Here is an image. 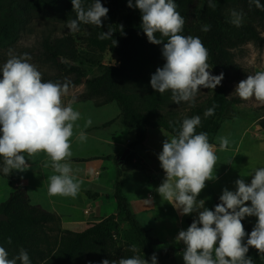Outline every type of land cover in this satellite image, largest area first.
<instances>
[{"label":"clouds","instance_id":"1","mask_svg":"<svg viewBox=\"0 0 264 264\" xmlns=\"http://www.w3.org/2000/svg\"><path fill=\"white\" fill-rule=\"evenodd\" d=\"M74 19L67 21V28L75 33L80 25L103 27L109 9L101 0L87 7L82 0H71ZM257 8L264 10L260 0H250ZM130 8H138L142 13V29L150 43L163 44L162 55L166 60L163 67L151 75V87L163 94L171 90L174 103L195 101L201 88L215 90L224 79L223 73L212 75L209 71L208 50L199 37L180 34L185 20L176 10L174 0H128ZM208 6L215 8L213 0ZM103 18V19H102ZM243 13L231 11L230 23L240 27ZM123 30V25H121ZM203 32L211 30L203 25ZM168 37L167 42L157 39L155 33ZM110 31L99 34L98 39L110 37ZM25 53L22 57H10L2 67L0 79V157L3 158L0 172L9 176L13 170L21 172L30 165L27 157L45 153L51 160L53 175L47 179L50 196L75 198L81 182L73 175V169L65 161L71 157V138L75 122L81 114L71 103L64 105L62 97L68 91V83L43 82L42 73L29 62ZM235 93L242 100L255 98L264 104V71L248 75L239 82ZM215 105L205 110V117L215 114ZM92 121L87 120L85 127ZM201 125L199 115L185 118L177 134L163 142L158 159L165 172V179L156 189L162 199L168 201L180 215L197 213L186 230H180L175 242H183L184 264H255L248 256L250 248H255L264 258V167L254 170L251 183L240 178L235 181L236 190L224 188L220 203L214 210L205 207L204 199H197L212 180V172L217 162L214 146L209 142L206 132L197 133ZM78 139H87L85 132ZM220 150L229 147L227 137H217ZM152 203V198L145 200ZM250 202V205L249 203ZM256 217L257 221L250 234L245 231L242 221ZM245 238L246 243H245ZM7 243L11 244V237ZM134 255L119 260H102L101 264H149L142 258L135 244L129 249ZM31 264L27 250L21 248L18 255L9 258L5 247L0 246V264ZM150 264H158L157 254L153 253Z\"/></svg>","mask_w":264,"mask_h":264},{"label":"rangeland","instance_id":"2","mask_svg":"<svg viewBox=\"0 0 264 264\" xmlns=\"http://www.w3.org/2000/svg\"><path fill=\"white\" fill-rule=\"evenodd\" d=\"M93 2L94 0H82L85 7ZM239 2L242 8L229 9L227 15L231 18L232 10L242 12V22L253 23L264 36V20L251 18L247 12L250 7L256 8L255 3L250 0H239ZM101 3L109 9L107 19L102 18L103 27L81 24L80 31L73 33L67 28V21L76 16L71 0H0V18L16 21V26L6 34L9 42L0 47V65L3 66L10 57H22L27 53L30 57L29 62L37 67L42 77L54 73L57 65L55 60L49 59L46 55L44 44L47 38L60 40L64 45L70 46L76 53L75 60L61 57L59 61L82 65L88 76L101 73L108 64H119L121 58L119 53L111 47H102L95 42V39L102 32L110 31L113 34L121 31V25L123 29L131 27L134 17L127 9L115 5L113 0H101ZM174 3L177 6L176 10L185 20L180 34L202 39L206 33L201 29L206 24L203 15L208 9V0H174ZM260 3L264 5V0H260ZM230 33L235 41L231 46V52L238 64V71L232 73L218 70L208 53L207 63L211 74L224 75L221 84L217 85L215 90L201 88L194 102L177 104L171 99L161 108V113L169 118H191L199 115L202 120L210 98L219 87L225 86L228 95L239 100L220 119L221 127L213 134V140L218 145L220 142L217 137H227L230 143L226 151L231 154L234 151V153L233 157L228 158L227 163L216 162L218 165H215L212 172L215 180L209 181L213 184L206 181L205 190L208 194L204 200L205 207L209 209L215 202L220 201L224 188L235 191V181L240 178L250 184L254 170L264 167V128L261 124L264 118V104L257 102L254 97L242 100L235 93L240 81L247 79L248 75L264 71V42L251 40L243 33L234 31ZM156 34L168 40V37H163L159 32ZM162 48L154 46L148 50L153 59L151 64L140 59L135 61L140 65H138L139 73L131 83L142 93H147V89L152 88L151 75L160 68L159 65L164 66L166 63ZM85 86L84 83L71 85L62 97L64 105L71 103L73 109L81 114L80 119L75 122L74 135L71 138L72 155L65 161L71 165L73 175L81 182L78 195L75 198L50 196L47 178L55 174L50 158L43 152L34 157H27L25 153L30 165L27 170L23 172L13 170L9 177L0 176V204L12 191L26 187L33 203L55 212L60 217L58 227L83 230L93 222L116 213L113 194L120 167L123 174L126 170L148 172L144 159L149 150H143L141 148L143 145L134 149L135 156L131 163L120 159L135 139V134L123 123L118 103L111 101L99 105L101 99L84 95ZM89 119L92 123L85 127ZM81 131L85 132L87 137L83 142L78 139ZM165 133L171 135L164 128H152L151 141L162 143L166 138ZM151 158H158V155ZM197 199L199 200V197ZM248 203L250 205V202ZM99 207H104L105 215L100 214ZM181 216L184 227H188V219L197 218L198 214ZM245 219L253 230L257 218ZM110 229L119 244L131 243L139 248L137 236L128 223L119 219L113 220L110 222ZM175 237L176 235L173 234L158 236L156 249L166 248L169 245L178 247L164 264H184L182 253L185 245L183 242L177 244Z\"/></svg>","mask_w":264,"mask_h":264},{"label":"trees","instance_id":"3","mask_svg":"<svg viewBox=\"0 0 264 264\" xmlns=\"http://www.w3.org/2000/svg\"><path fill=\"white\" fill-rule=\"evenodd\" d=\"M113 1L115 5L127 9L133 15L132 26L113 33L104 40L97 38L95 42L104 48L111 47L117 51L121 57L120 63L108 64L101 73L88 76L82 65L59 61L61 57L75 60L76 53L70 46L64 45L60 40L47 38L44 44L46 55L49 59L55 60L57 66L54 73L42 77V80L60 84L68 83L69 86L84 83L86 85L84 95L101 99L98 102L99 105L116 101L121 108L123 123L135 134V139L129 144L132 151L127 156V163H131L135 156L134 149L145 143L149 127L164 128L174 136L185 118L173 119L161 113L162 106L172 99L171 90L161 94L149 88L147 93H142L131 83L139 73L140 65L135 61L140 59L151 64L153 59L148 50L154 46L163 47V44L149 42L141 27L142 13L138 8H130L128 0ZM213 2L215 8L208 6L203 15L206 24L211 26V30L205 33L201 41L218 70L236 73L238 64L231 52V46L235 44V41L230 32L243 33L257 42H264V36L253 23L242 22L240 27H236L229 22L231 18L227 15V11L242 8L239 0H213ZM247 12L251 18L264 20V10L261 8L250 7ZM15 26V20L0 18V47L9 42L6 34ZM155 36L162 42H167L156 33ZM0 79H2V73H0ZM238 102L237 98L228 95L225 86L219 87L207 104V109L212 108L213 105L216 106L215 114L208 117L204 115L196 132H206L209 142L213 144V134L221 127L220 119L229 112L234 103ZM261 124L264 128V118ZM2 164L3 158L0 157V167ZM0 176L5 175L0 172ZM122 176L123 171L120 167L114 186L117 212L93 222L83 230L58 227L60 217L55 212L33 203L26 187L12 191L0 204V246L5 247L10 259L18 255L21 248L27 250L31 264H101L104 259L119 260L122 257L134 255L129 250L133 244H119L110 229V222L119 219L128 223L137 236L139 252L136 254L148 259L150 264L152 254L156 253L158 264H164V261L178 250V247L170 245L156 249V238L141 223L130 206L123 189ZM219 203L220 201L215 202L211 209L214 210ZM194 219H188L189 226ZM242 223L245 231L250 234L251 224L246 219ZM9 237L12 239L11 244L7 243ZM247 255L253 258L255 264H264V258L255 248H250Z\"/></svg>","mask_w":264,"mask_h":264},{"label":"crops","instance_id":"4","mask_svg":"<svg viewBox=\"0 0 264 264\" xmlns=\"http://www.w3.org/2000/svg\"><path fill=\"white\" fill-rule=\"evenodd\" d=\"M152 128L154 127H149L147 139L141 147L143 150H149L146 159H144V161L147 163L148 172L140 171L141 173H138L126 170L125 174H123L122 181L124 192L129 199V203L133 212L137 214L141 223L158 241V236L161 237V235L173 234L177 236L180 228L186 230L189 227V224H187L188 227H184L182 216L178 213V211L173 207L171 203L162 199V197L156 191V189L165 179V172L160 166L159 159H152L151 157L156 156V154L159 155V153L162 152L164 141L162 143L151 141ZM165 134V139H167V137L171 138L173 136L168 135L167 133ZM212 145L214 146V151L218 158L217 161L220 164L227 163L228 158L233 157L232 155L234 151L231 154V152L229 151L220 150V146L218 144H215V142ZM151 153L154 155L150 156ZM212 177V180H215L213 174ZM209 181H207L209 184H213ZM207 194L208 192L204 188L198 197L199 199H205ZM149 197L152 198V203H146L145 200ZM114 206H116L117 210L116 200ZM99 212L101 215H105L104 207H99ZM152 220L155 223H153Z\"/></svg>","mask_w":264,"mask_h":264},{"label":"water","instance_id":"5","mask_svg":"<svg viewBox=\"0 0 264 264\" xmlns=\"http://www.w3.org/2000/svg\"><path fill=\"white\" fill-rule=\"evenodd\" d=\"M131 152L130 148H127L123 154L121 155L120 159L121 161L127 162V156L129 155V153ZM1 218H5V216H1Z\"/></svg>","mask_w":264,"mask_h":264}]
</instances>
